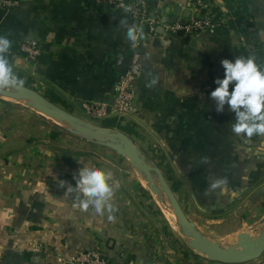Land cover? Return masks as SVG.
Here are the masks:
<instances>
[{
  "label": "crops",
  "instance_id": "crops-1",
  "mask_svg": "<svg viewBox=\"0 0 264 264\" xmlns=\"http://www.w3.org/2000/svg\"><path fill=\"white\" fill-rule=\"evenodd\" d=\"M204 1L222 18L195 36L196 47L167 32L143 39L135 19L109 0H0V37L7 32L21 43L49 45L48 61L7 56L24 85L77 115L89 114L90 105L109 108L122 75L138 64L133 111L112 108L99 124L131 137L201 231L223 244L264 227V135L235 134V113L227 105L217 112L210 94L224 78V59L254 56L264 70V0ZM167 5L207 13L193 0L159 4ZM42 126L0 101V264H70L94 249L111 264H224L166 232L122 155ZM84 166L112 173L111 212L81 210L77 194L66 191ZM243 264H264V254Z\"/></svg>",
  "mask_w": 264,
  "mask_h": 264
},
{
  "label": "water",
  "instance_id": "water-1",
  "mask_svg": "<svg viewBox=\"0 0 264 264\" xmlns=\"http://www.w3.org/2000/svg\"><path fill=\"white\" fill-rule=\"evenodd\" d=\"M158 13L162 16V23L168 22L170 24L175 23L177 20H179L181 24H185L186 18L191 15L190 9L182 11L181 5H176L174 7H172V5H167V7H161L158 9ZM135 24H139L137 19H135ZM157 31L162 33L163 27L160 25ZM177 37L182 38L193 47L198 45V40L193 35L186 34L184 30L179 31ZM200 48H203V44L200 45ZM23 54L25 55V53ZM0 97H9L15 100H28L29 103L33 104L37 109L46 111L52 117L62 119L68 124L67 126H63L68 131L81 135L92 142L111 148L119 155L128 158L132 165L143 174L148 186L153 192H157L161 195L162 192L166 194L179 224L192 238V241L188 242L189 247L196 252L205 254L209 259L224 264L248 263L263 256L264 227L257 236L250 237L243 233L239 234L238 243L234 245H224L210 239L203 233L197 223L190 219L185 212L161 168L154 161L147 159L146 155L141 151L134 140L123 131L88 122L76 114L58 106L39 91L27 85H23L20 89L0 91ZM114 102V100L107 101V103H109V113L112 111Z\"/></svg>",
  "mask_w": 264,
  "mask_h": 264
},
{
  "label": "clouds",
  "instance_id": "clouds-1",
  "mask_svg": "<svg viewBox=\"0 0 264 264\" xmlns=\"http://www.w3.org/2000/svg\"><path fill=\"white\" fill-rule=\"evenodd\" d=\"M129 35L135 39L131 31ZM11 47L12 42L7 37H0V91L20 89L25 83L14 72V65L7 56ZM221 64L225 70L224 78L215 81L217 87L210 94L216 102V111L222 113L227 105L235 113V123L231 126L235 134L247 137L264 135V70L254 56L236 57L234 61L224 59ZM230 85H233L231 91ZM111 181L110 171L84 166L75 186L68 185L66 191L77 194L76 206L81 210L87 211L91 207L95 213L103 215L105 209L108 212L113 210Z\"/></svg>",
  "mask_w": 264,
  "mask_h": 264
},
{
  "label": "built area",
  "instance_id": "built-area-1",
  "mask_svg": "<svg viewBox=\"0 0 264 264\" xmlns=\"http://www.w3.org/2000/svg\"><path fill=\"white\" fill-rule=\"evenodd\" d=\"M116 8L126 10L133 19L139 21L142 30L146 27L149 35L155 37L159 35L157 31L161 25L163 32L177 36V33L184 30L186 34L194 37L203 30L214 29L216 23L213 21L214 15L210 12V6L204 0H193L199 8L207 12L204 16L190 15L186 18V23L181 24L179 20L170 24L162 23V16L158 13L159 4L164 0H109ZM154 2V5H153ZM157 3V4H156ZM39 44L28 42L22 44V49L31 57L35 58L40 54ZM139 71V65L133 64L121 77L115 86V102L113 110L119 114H126L133 111L136 99L135 77ZM89 114L95 116H105L108 113L107 104L87 106ZM70 264H109L107 257L99 249L77 253L70 260Z\"/></svg>",
  "mask_w": 264,
  "mask_h": 264
},
{
  "label": "rangeland",
  "instance_id": "rangeland-1",
  "mask_svg": "<svg viewBox=\"0 0 264 264\" xmlns=\"http://www.w3.org/2000/svg\"><path fill=\"white\" fill-rule=\"evenodd\" d=\"M33 89L38 91V89H36V88H33ZM46 98L49 99L48 97H46ZM0 101H4L6 103H9L10 106H12L14 108H18L20 111L25 110V114L27 116V121H30L31 123H36V124H42L43 130H45L48 126L49 127H56V128H58V127L64 128L63 126L68 125V124H64L62 126V125L57 124L53 119L46 116L43 111L34 107L33 104H30L28 100H23V99L22 100H11V99H7L5 97H0ZM63 109H65V108H63ZM65 110L69 111L68 109H65ZM69 112H71V111H69ZM71 113H73V112H71ZM73 114H75V113H73ZM77 116H79L80 118H82L88 122H91V123H94L97 125H100L99 121L103 117V116L98 117V116H95L92 114H86V115L81 114V115H77ZM78 136L83 138L85 141H88L83 136H81V135H78ZM88 142H92V141H88ZM122 159H123L122 163H124L123 164L124 167H126L128 169V171H130L132 173V175H134V177L138 181L139 187L144 189L146 191V193H148V195L150 196L149 199L152 203V206L154 207L155 211L157 212V216H159V219L162 221V223H164L166 232H168L174 238H177V240L180 241L181 243L188 245L189 240H187L185 238L187 236L184 233H181L182 231L179 229L176 214L174 213L177 224L172 221L171 216L169 215V213L167 211L166 203H168L169 206H171V204H170V201H169L168 197L166 196V194L162 192V195H161L159 193L157 194L156 192H153L150 189V187L148 186V183H147L145 177L143 176V174L132 165V163L129 161V159L126 158L125 156H122ZM175 188L177 189L178 187H175ZM178 196H179V198H181V193H178ZM182 200L183 199L181 198L180 202L183 203V206H184V201H182ZM187 210H188L187 214L190 216V218L192 220H195L193 215L191 214L190 209L187 208ZM241 233H243L244 235H248V236L252 237V236H257L259 234V230L254 228L252 230V232L244 230ZM241 233H239V234H241ZM239 234L237 233V234H233V235L229 236L226 240H223V244L224 245L237 244Z\"/></svg>",
  "mask_w": 264,
  "mask_h": 264
},
{
  "label": "trees",
  "instance_id": "trees-1",
  "mask_svg": "<svg viewBox=\"0 0 264 264\" xmlns=\"http://www.w3.org/2000/svg\"><path fill=\"white\" fill-rule=\"evenodd\" d=\"M153 5H154V2H153ZM213 14H215V16L213 17V21L216 23H219L220 21H221V18H222V15L220 14V12L218 11V8H214V10H213ZM2 34V36H4V37H7L11 42H12V47H11V49H10V51H9V53H16V52H18V53H25V55H29L27 52H25L23 49H22V44L23 43H21L14 35H12V34H9V33H7V32H4V33H1ZM150 35H149V32L147 31V29H146V27H144V30H143V39H146L147 37H149ZM173 36H175V35H173ZM182 39V38H181ZM183 40V39H182ZM184 41V40H183ZM21 43V44H20ZM39 46V48H40V54L39 55H37L35 58H34V60L35 61H38V62H44L45 60L46 61H48L47 59H48V57L50 56V53H49V50L48 49H46V48H48V44L47 45H45L44 47L43 46H41V45H38ZM42 50H45V51H43L42 52ZM42 52V53H41ZM99 250H101V249H99ZM101 251H103V250H101ZM109 263L111 264V262L109 261Z\"/></svg>",
  "mask_w": 264,
  "mask_h": 264
},
{
  "label": "bare ground",
  "instance_id": "bare-ground-1",
  "mask_svg": "<svg viewBox=\"0 0 264 264\" xmlns=\"http://www.w3.org/2000/svg\"><path fill=\"white\" fill-rule=\"evenodd\" d=\"M10 99V98H9ZM41 110V109H40ZM41 111H43L46 115H48V116H50L51 118H53V119H55V120H57V121H59L61 124H66L62 119H59V118H55V117H52L49 113H47L46 111H44V110H41ZM157 193V192H156ZM166 205H167V211H168V213H169V215L171 216V219H172V221L173 222H175L176 223V218H175V214H174V211H173V209H172V207L171 206H169L168 205V203H166ZM166 210V209H165ZM177 223H178V225H179V229L182 231L181 233H184L187 237H185L187 240H189V242L190 241H192V238L189 236V234L181 227V225L179 224V222L177 221ZM176 223V224H177Z\"/></svg>",
  "mask_w": 264,
  "mask_h": 264
}]
</instances>
